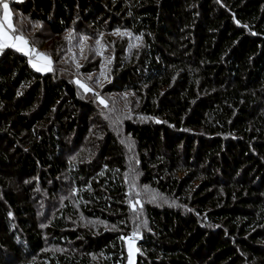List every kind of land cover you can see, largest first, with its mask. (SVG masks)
<instances>
[{
  "label": "trees",
  "instance_id": "trees-1",
  "mask_svg": "<svg viewBox=\"0 0 264 264\" xmlns=\"http://www.w3.org/2000/svg\"><path fill=\"white\" fill-rule=\"evenodd\" d=\"M9 3L11 31H49L55 65L112 59L105 92L136 111L122 125L156 199L138 225L126 148L101 115L117 107L0 40V264H128L134 236L136 264H264V0ZM63 178L69 198L43 226L34 191L60 199Z\"/></svg>",
  "mask_w": 264,
  "mask_h": 264
},
{
  "label": "rangeland",
  "instance_id": "rangeland-1",
  "mask_svg": "<svg viewBox=\"0 0 264 264\" xmlns=\"http://www.w3.org/2000/svg\"><path fill=\"white\" fill-rule=\"evenodd\" d=\"M25 20H22V24H25ZM0 40L3 45H8L12 48L17 49L18 51L26 54L29 57L30 65L35 68L37 71L41 73H47L51 70H58L61 74L68 72V70L73 71L72 78L77 82V89L81 96L98 102L104 105V103L108 106H115L122 112L123 116H114V113L117 108H115L113 115L109 113L101 114L103 117L111 123L113 130L119 136L122 143L126 148V153L128 156V165H129V173L127 175V183L129 190V198L128 203L133 209V220H138V225L143 222L142 216V207L145 205L146 201L150 199H156V192L153 189L148 188L147 186L141 183V171L139 166V157L136 152L135 144L132 141L131 137L127 132H125L123 128L124 115H137L135 109L133 110V106L128 109V105L126 103V97L128 95H120L116 93L112 95L111 93L105 92V87L110 83L113 78L111 65L112 59L107 56H102L103 60L100 63L98 69H94L92 72H86L81 69V63H79L78 59L74 57L71 60L73 62V68H70L71 62L66 60H61L58 62V65H55L53 54H57L58 44H55L54 41H50L48 37V30L44 29L42 26H31L30 34L31 37L29 41V36L24 33H14L11 31L13 26V10L10 6V3L3 4V15L0 18ZM75 35V31L71 30L70 35L66 40L67 43V51L77 50L74 46L75 42H73V37ZM126 36H130L129 33L125 34ZM125 38V37H124ZM134 42H137V37L132 38ZM16 42V44H15ZM136 44V43H135ZM18 45V46H16ZM56 45L57 47H54ZM98 53L96 52V56ZM113 67V66H112ZM130 104V103H129ZM100 115V114H99ZM100 119V118H99ZM62 180V186L64 188H60L58 197L60 199H55L51 196L50 193H47L41 188L35 189V195L38 199V214L41 219V224L45 226L49 219L55 215V212L59 208V203L62 200L69 198V192L67 190L70 189L68 185V181L66 179ZM66 190V191H65ZM75 226H77L76 221H72ZM94 225H100V227L104 228L110 225L99 223L96 221H91ZM89 221L86 219L85 223L81 224L78 222L79 226L85 225L87 226ZM129 245V263L128 264H136V255H137V239L132 237L127 239Z\"/></svg>",
  "mask_w": 264,
  "mask_h": 264
},
{
  "label": "crops",
  "instance_id": "crops-1",
  "mask_svg": "<svg viewBox=\"0 0 264 264\" xmlns=\"http://www.w3.org/2000/svg\"><path fill=\"white\" fill-rule=\"evenodd\" d=\"M0 2H2V4H8L9 3V0H0ZM1 25V24H0ZM15 44H16V42H15ZM16 46H18V45H16Z\"/></svg>",
  "mask_w": 264,
  "mask_h": 264
}]
</instances>
